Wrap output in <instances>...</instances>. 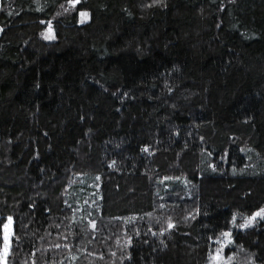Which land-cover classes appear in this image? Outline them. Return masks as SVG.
<instances>
[{
    "label": "trees",
    "instance_id": "obj_1",
    "mask_svg": "<svg viewBox=\"0 0 264 264\" xmlns=\"http://www.w3.org/2000/svg\"><path fill=\"white\" fill-rule=\"evenodd\" d=\"M260 209L264 0H0L5 264H264Z\"/></svg>",
    "mask_w": 264,
    "mask_h": 264
},
{
    "label": "snow or ice",
    "instance_id": "obj_2",
    "mask_svg": "<svg viewBox=\"0 0 264 264\" xmlns=\"http://www.w3.org/2000/svg\"><path fill=\"white\" fill-rule=\"evenodd\" d=\"M78 2H79V0H69V3H71L73 6H75V4L78 3ZM80 15H81L82 18H86L88 14L86 12H81ZM45 38L46 39H52L54 37L52 36L51 33H49ZM257 216L264 218V209H260L252 217L245 218L244 223L241 224L240 227L241 228L247 227L249 222L251 220H254L255 217H257ZM10 219L11 218H9V220ZM171 226L172 225L170 224L169 227H171ZM4 229H5V231H4V241H5L4 248H5V251H7V249H8V240H9V232H8V225L7 224L4 225ZM222 236L224 237V239L222 240L220 238H217V240H216L217 243L223 245L225 242H231L230 241V237H231V233L230 232L225 231V232L222 233ZM220 253H221V249L218 248L216 250V253L212 257V260L214 261V264H221V262L223 260V257L220 255Z\"/></svg>",
    "mask_w": 264,
    "mask_h": 264
},
{
    "label": "rangeland",
    "instance_id": "obj_3",
    "mask_svg": "<svg viewBox=\"0 0 264 264\" xmlns=\"http://www.w3.org/2000/svg\"><path fill=\"white\" fill-rule=\"evenodd\" d=\"M81 12H86V11H81ZM80 13H79V22L80 23L88 22L89 21V15H87L86 18H82ZM86 13L88 14V12H86ZM5 224L8 225V232H9L8 249H9L10 235H11V231H12V222H11V220L8 219ZM4 231H5V229H4V226H3L2 229H1L0 264H5V258H6L7 252H8V249H7V251H5V248H4V244H5Z\"/></svg>",
    "mask_w": 264,
    "mask_h": 264
}]
</instances>
